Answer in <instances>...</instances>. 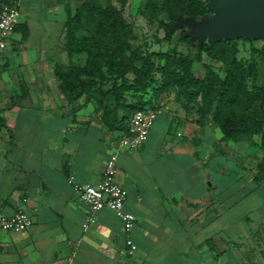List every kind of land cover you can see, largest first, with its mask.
<instances>
[{
	"label": "crops",
	"instance_id": "1",
	"mask_svg": "<svg viewBox=\"0 0 264 264\" xmlns=\"http://www.w3.org/2000/svg\"><path fill=\"white\" fill-rule=\"evenodd\" d=\"M42 5L59 34L35 36V21L21 16L28 35L10 37L26 51L13 73L18 85L0 76V212L34 220L22 233L0 230V264H264L260 147L224 141L211 121L168 99L143 147L120 148L95 101L69 103L60 90L54 69L69 59L67 3ZM113 151L126 210L137 218L130 232L114 211L93 213L70 182H98ZM128 238L133 254L124 252Z\"/></svg>",
	"mask_w": 264,
	"mask_h": 264
},
{
	"label": "trees",
	"instance_id": "2",
	"mask_svg": "<svg viewBox=\"0 0 264 264\" xmlns=\"http://www.w3.org/2000/svg\"><path fill=\"white\" fill-rule=\"evenodd\" d=\"M172 1L175 13L169 14V21L163 24L165 36L161 39L167 42H172L180 29L176 26L180 15L199 19L211 12L206 0ZM17 2L0 0V8ZM147 4L150 6V0ZM67 14L64 31L68 57L86 55L83 64L69 63L66 67L61 63L55 66L59 88L69 103L83 97L95 101L103 110L101 119L104 125L111 131L119 132L122 137L128 132L133 113L157 108L162 96L170 89L177 88L189 98L201 97L209 108L214 104L210 121L221 129L224 141H252L256 135L261 137L262 157L256 166L254 179L257 183L264 181L263 86L254 85V90L249 91L247 86L238 84L232 69H228L222 77L207 66L206 75L196 77L191 71L193 61L176 50L155 52L133 49L127 35L131 32V25L122 11L111 3L102 5L99 0H85L73 13L67 5ZM180 30V38L189 40L186 27ZM16 31L27 36L29 29L21 22ZM230 42H235V39L227 43ZM227 43L225 40L211 44L204 41L197 43V48L200 53L211 54ZM232 61L236 62L234 56ZM128 92L141 97L130 101L126 95ZM198 121L205 123L203 112Z\"/></svg>",
	"mask_w": 264,
	"mask_h": 264
},
{
	"label": "rangeland",
	"instance_id": "3",
	"mask_svg": "<svg viewBox=\"0 0 264 264\" xmlns=\"http://www.w3.org/2000/svg\"><path fill=\"white\" fill-rule=\"evenodd\" d=\"M84 1L85 0H64V2L70 6L72 13L76 8L80 7ZM99 1L102 5L111 3L122 11L126 21L131 25V32L127 35L133 49L141 48L144 51L150 50L155 52L168 51L170 49L176 50L193 61L191 71L196 77L203 78L206 75L207 66L213 68L214 71L222 77L226 75L228 69H232L233 74L237 77L238 84L247 86L249 91L254 90V85L264 87V9L259 12V20L256 22V26H254V28L258 29L260 34L254 36H244L240 35V33L233 36L227 34L217 41L225 40L227 43L232 39H235V42L227 43L210 54L207 52L200 53L198 51L197 43H201L200 36L197 34L199 29L193 28L190 25L200 24L204 22L205 19H215L218 14L212 10L209 14L202 16L199 19L185 18L180 15L176 26L180 29L186 27L189 40L180 38L181 30L179 29L172 42H167L161 40L165 36L163 24L169 21V14L175 13L174 1L150 0V6L147 4L148 0ZM212 2L213 0H206V5H210ZM20 6L22 10V20H33V22L35 21L37 24V26L35 25L34 27L35 36L36 34L37 36L45 34V29L48 34H54V36L59 34V27H61V25L56 24L55 26L51 24L53 15H50V17H48L49 15H46V9L42 5V0H28L26 2H21ZM44 23L49 25L43 26ZM15 37L20 39V33L15 34ZM8 41L7 48L1 50L2 53L0 54V76L6 81H9L10 85H18L17 77L13 73L19 71L20 64L26 59V51L18 47L15 48L11 38H9ZM206 41L211 44L215 40L208 37ZM233 56L236 61L234 63L232 61ZM75 57V60L71 58L67 60L68 62L63 64L67 67L69 63H85V54L79 56L76 55ZM5 62H9L7 66L10 74H8V72L5 74L3 73ZM157 77L159 78L160 74H158ZM56 79L59 85V80L57 77ZM22 81L23 80H19L21 84ZM150 94L151 92L148 93V95ZM126 95L130 101L138 100L139 97H141L139 94L132 92H128ZM168 99L176 100L181 104L183 109L188 112L193 110L198 113L199 117L200 113L203 112L205 123L210 122L214 110V104H211L212 107L209 108L206 100H203L201 97L189 98L181 93L179 89L172 88L162 96L158 107H161L164 101ZM99 110L102 115L103 110L101 106H99ZM214 125L219 128L216 124ZM252 141L255 143L253 144ZM252 141L249 140L245 142L260 147V136H254ZM241 172L245 174L247 170H242Z\"/></svg>",
	"mask_w": 264,
	"mask_h": 264
},
{
	"label": "built area",
	"instance_id": "4",
	"mask_svg": "<svg viewBox=\"0 0 264 264\" xmlns=\"http://www.w3.org/2000/svg\"><path fill=\"white\" fill-rule=\"evenodd\" d=\"M19 1L0 8V47L4 48L8 39L15 33L21 23ZM162 108H147L133 113L128 132L120 138V148L139 150L147 142L151 129L161 113ZM118 151L110 153L104 164L101 179L96 183L79 184L70 178L79 199L86 203L91 211L97 212L108 208L122 220L126 232H130L136 224L134 213L126 210L127 191L118 182ZM34 223L33 217L26 211L19 210L12 215L0 212V230L22 233ZM86 225V224H85ZM124 252L133 254L137 245L131 238L127 239Z\"/></svg>",
	"mask_w": 264,
	"mask_h": 264
},
{
	"label": "water",
	"instance_id": "5",
	"mask_svg": "<svg viewBox=\"0 0 264 264\" xmlns=\"http://www.w3.org/2000/svg\"><path fill=\"white\" fill-rule=\"evenodd\" d=\"M210 11L218 16L213 19H205L197 25H190L198 28L197 34L200 41L204 42L208 37L217 41L227 34L254 36L260 34L256 26L259 20V12L264 9V0H213L207 5Z\"/></svg>",
	"mask_w": 264,
	"mask_h": 264
}]
</instances>
